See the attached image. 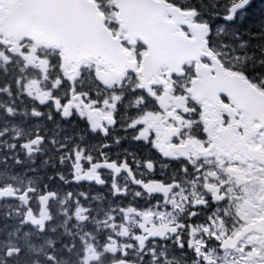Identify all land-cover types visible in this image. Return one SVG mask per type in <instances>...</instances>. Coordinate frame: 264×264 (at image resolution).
Wrapping results in <instances>:
<instances>
[{"label": "flooded vegetation", "instance_id": "flooded-vegetation-1", "mask_svg": "<svg viewBox=\"0 0 264 264\" xmlns=\"http://www.w3.org/2000/svg\"><path fill=\"white\" fill-rule=\"evenodd\" d=\"M127 48L138 59L146 50L140 43ZM51 69L42 71L49 78L44 98L33 99L36 83L18 97L41 107L18 120L14 198L0 201V213L15 218L7 235L0 218V264H21L29 255L31 264H254L247 237L221 251L230 235L214 226L227 212L220 180L234 182L231 170L239 178L253 166L210 150L211 138L237 123L239 110L220 97L227 113L216 124L204 121L187 94L192 66L181 77L160 70L140 83L129 74L110 87L95 65L82 67L72 86L56 65ZM245 132L239 128L238 136ZM82 177L91 181L74 182ZM43 210L44 224L36 223Z\"/></svg>", "mask_w": 264, "mask_h": 264}, {"label": "water", "instance_id": "water-1", "mask_svg": "<svg viewBox=\"0 0 264 264\" xmlns=\"http://www.w3.org/2000/svg\"><path fill=\"white\" fill-rule=\"evenodd\" d=\"M112 1L118 10L115 16L120 30L118 35L123 33L124 40H140L148 45L157 38H168L170 30L177 34L180 25L194 37L192 40L178 37L175 40L177 50L171 48L159 52L149 48L150 57H143V66L179 70L185 61L197 60L198 79L194 87L198 95L208 98L202 100L195 96L203 112L208 113L218 94H223L246 108V121L260 117L259 129L264 128V96L256 93L254 98L255 92L242 77L224 72L215 61V76H211L209 69L199 63L202 52L207 49V28L191 24L193 12H180L163 1ZM252 1L242 0L232 6L225 20L232 21L235 14L245 10ZM167 16L172 18L171 22L165 21ZM0 34L15 43L29 40L37 47L59 51L63 69L73 64L77 69L82 62L94 60L96 64L116 67L120 75L135 65L130 60L131 55L122 48L119 37L114 38L105 28L103 15L89 0H0ZM237 143L231 130L221 132L214 138V149L221 155H231L240 152ZM245 150V154L251 153L249 148L245 147ZM253 159L264 166V153L258 151Z\"/></svg>", "mask_w": 264, "mask_h": 264}, {"label": "trees", "instance_id": "trees-1", "mask_svg": "<svg viewBox=\"0 0 264 264\" xmlns=\"http://www.w3.org/2000/svg\"><path fill=\"white\" fill-rule=\"evenodd\" d=\"M224 1L190 0L189 5L196 11L198 19L213 30L221 23L220 17L226 11ZM240 19L226 25L218 36L223 38L225 46L242 56L239 68L242 73L250 79L264 81V0H255L248 8L247 16ZM210 43L215 44V39L211 37Z\"/></svg>", "mask_w": 264, "mask_h": 264}, {"label": "rangeland", "instance_id": "rangeland-1", "mask_svg": "<svg viewBox=\"0 0 264 264\" xmlns=\"http://www.w3.org/2000/svg\"><path fill=\"white\" fill-rule=\"evenodd\" d=\"M94 1L97 2L99 5L102 4L103 11H107V12L110 13V10L113 9L111 7V5H110L109 0H100L101 3L99 1H97V0H94ZM28 45L24 46V47H21L22 49H20L19 51L14 52L13 56H8L7 59L8 60H12L14 58L15 59V64L19 65V66L33 64V65H37L39 68H42L39 65L48 66L50 64L47 61L41 62L40 54H38L36 52V49H34L32 45H29V46ZM25 48H27L28 50H23ZM53 57H57L58 58L56 53L50 55V58H53ZM37 58H39V59H37ZM2 60H4V58H2ZM25 69H26V71H24V72H25L26 75H36L37 74V72L35 70H32L30 68H25ZM25 69L22 68L21 70H25ZM47 72H49V71H47ZM57 74H59V72ZM31 80H36V78L31 76L30 77V81ZM37 80H40V77H38ZM258 144L264 146V136L258 139ZM249 170L251 171V174H252L251 178L253 177L254 179L253 180L251 179V182L246 183L245 185H243L244 187L241 188V189H246L247 190L244 193V198L242 200L243 203L248 202V200H249V191L251 190L252 187L254 189H256L255 196L261 190L264 189V169L260 168L258 166H255V167L250 168ZM235 187H239V186L235 185ZM231 191H233V189H230V190L227 191L228 195L231 194ZM240 204L243 207V204L242 203H240ZM261 209L264 211V206L261 207ZM261 209H258L257 212L259 213L261 211ZM23 263L26 264V261H23Z\"/></svg>", "mask_w": 264, "mask_h": 264}, {"label": "bare ground", "instance_id": "bare-ground-1", "mask_svg": "<svg viewBox=\"0 0 264 264\" xmlns=\"http://www.w3.org/2000/svg\"><path fill=\"white\" fill-rule=\"evenodd\" d=\"M0 83H1V81H0ZM23 263V262H22ZM24 264V263H23Z\"/></svg>", "mask_w": 264, "mask_h": 264}]
</instances>
